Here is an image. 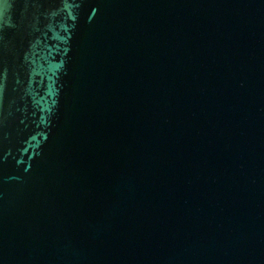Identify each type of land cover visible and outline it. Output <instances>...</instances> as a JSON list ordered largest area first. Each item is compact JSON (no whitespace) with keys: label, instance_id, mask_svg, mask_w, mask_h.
<instances>
[{"label":"water","instance_id":"water-1","mask_svg":"<svg viewBox=\"0 0 264 264\" xmlns=\"http://www.w3.org/2000/svg\"><path fill=\"white\" fill-rule=\"evenodd\" d=\"M0 264H264V0H0Z\"/></svg>","mask_w":264,"mask_h":264}]
</instances>
